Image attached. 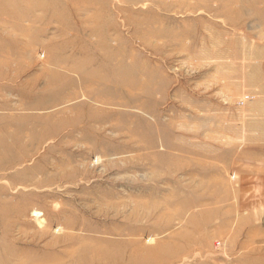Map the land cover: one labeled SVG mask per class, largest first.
Listing matches in <instances>:
<instances>
[{"label":"rangeland","instance_id":"obj_1","mask_svg":"<svg viewBox=\"0 0 264 264\" xmlns=\"http://www.w3.org/2000/svg\"><path fill=\"white\" fill-rule=\"evenodd\" d=\"M113 262L264 264V0H0V264Z\"/></svg>","mask_w":264,"mask_h":264},{"label":"bare ground","instance_id":"obj_2","mask_svg":"<svg viewBox=\"0 0 264 264\" xmlns=\"http://www.w3.org/2000/svg\"><path fill=\"white\" fill-rule=\"evenodd\" d=\"M14 64H15V63H14ZM101 250H102V249H101ZM101 250H100V251H101ZM110 250H111V249H110ZM114 250H115V249H114ZM114 250H113V251H114ZM108 251H109V250H108ZM105 252H107V251H105ZM115 252H116V251H115ZM109 253H111V252H109ZM109 255H111V254H109ZM100 257H101V256H100ZM107 258H109V257H107ZM112 259H113V258H112ZM110 260H111V259H110ZM115 260H116V258L114 257L113 261H115ZM118 261H119V260H118ZM118 261H117V262H118ZM109 262H111V261H109ZM113 263H114V262H113ZM109 264H110V263H109ZM114 264H115V263H114Z\"/></svg>","mask_w":264,"mask_h":264}]
</instances>
